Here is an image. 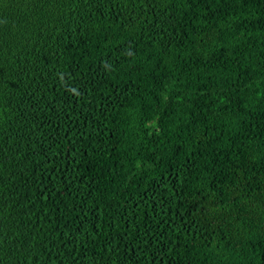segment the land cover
Masks as SVG:
<instances>
[{"label": "trees", "instance_id": "16d2710c", "mask_svg": "<svg viewBox=\"0 0 264 264\" xmlns=\"http://www.w3.org/2000/svg\"><path fill=\"white\" fill-rule=\"evenodd\" d=\"M0 264H264V0H0Z\"/></svg>", "mask_w": 264, "mask_h": 264}]
</instances>
